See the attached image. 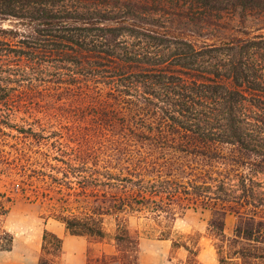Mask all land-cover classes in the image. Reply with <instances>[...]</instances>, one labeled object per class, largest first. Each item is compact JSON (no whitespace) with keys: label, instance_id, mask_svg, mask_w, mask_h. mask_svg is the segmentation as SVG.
<instances>
[{"label":"trees","instance_id":"obj_1","mask_svg":"<svg viewBox=\"0 0 264 264\" xmlns=\"http://www.w3.org/2000/svg\"><path fill=\"white\" fill-rule=\"evenodd\" d=\"M0 114L30 147L13 188L39 183L70 234L114 240L87 264H140L139 214L204 264L202 234H173L190 207L211 212L217 264H264V0H0ZM62 246L45 228L37 264Z\"/></svg>","mask_w":264,"mask_h":264},{"label":"rangeland","instance_id":"obj_2","mask_svg":"<svg viewBox=\"0 0 264 264\" xmlns=\"http://www.w3.org/2000/svg\"><path fill=\"white\" fill-rule=\"evenodd\" d=\"M8 122L17 123V126H23L24 122L21 119H10L0 114V210L7 208L6 214L0 213V225L10 230L14 236L13 249L15 256H23L27 259L39 258L42 246V235L45 228L49 224H59V221H54L52 212L59 208V202L56 200L55 192H50L53 197L47 195L48 189L39 183L28 185L23 190H15L13 188V179L21 180V172L16 165V149L23 147L29 150L30 147L22 145L23 138L21 134L10 127H7ZM27 126V124L25 125ZM95 147L107 148L112 147L110 139L92 140ZM258 179L264 181V173H259L256 176ZM46 192V194L43 193ZM75 209V208H73ZM132 215L130 217V225L140 231V264H180V261L186 263V255H180L178 248L172 249L171 240L159 239L156 237L157 233L150 234L153 222L143 217L142 214ZM211 216L208 209L187 208L184 209L180 215L177 216L173 225V234L175 236H183L187 233L199 232L200 249L204 250L209 245H213L212 240L206 235L207 221ZM236 218L233 214L226 218V232L230 233ZM105 225L107 230L112 234L115 230L114 216H107ZM88 239V238H87ZM88 242H99L88 239ZM102 242H110L114 244V240L108 238ZM103 252V251H102ZM102 252L88 250V256H99ZM184 252V251H183ZM200 252V250H199ZM204 256L208 258L209 252L204 251ZM7 254V253H4ZM141 254V253H140ZM213 253H211L212 255ZM48 258L60 262V256L47 254ZM214 256V255H213ZM199 258V257H198ZM217 258V255H216ZM200 260V258H199ZM110 264H119L111 262Z\"/></svg>","mask_w":264,"mask_h":264},{"label":"crops","instance_id":"obj_3","mask_svg":"<svg viewBox=\"0 0 264 264\" xmlns=\"http://www.w3.org/2000/svg\"><path fill=\"white\" fill-rule=\"evenodd\" d=\"M54 221L58 222V220L56 219L53 220V222ZM47 224L48 227H50L47 229L56 233L63 239L62 253L59 264H87L89 257L88 250H94L97 253L102 251V253L107 254L115 253V245L111 244L110 242H88V239L85 236L70 234L65 228L64 224L60 221L59 224H49V221L47 222ZM205 250L209 252L210 256L208 258L204 256ZM205 250L203 247L200 249V252L198 254L200 261L204 264H217L216 251L214 246L212 244L210 246L208 245ZM39 251L41 250L39 249ZM178 251L182 253L180 255H183V253H185L186 255L187 252L183 247L178 248ZM13 253L15 254L13 248L0 251V264H37L38 258L27 259L23 256H15L13 255ZM140 253V256H142V252ZM211 253L213 254L211 255ZM183 262L180 261V264H183Z\"/></svg>","mask_w":264,"mask_h":264}]
</instances>
